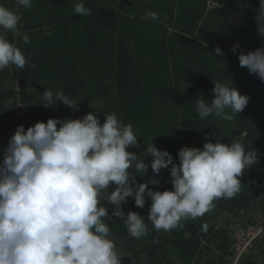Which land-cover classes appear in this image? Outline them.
<instances>
[{"label":"crops","instance_id":"1","mask_svg":"<svg viewBox=\"0 0 264 264\" xmlns=\"http://www.w3.org/2000/svg\"><path fill=\"white\" fill-rule=\"evenodd\" d=\"M218 1L222 7L215 9L207 0H84L91 13L83 16L73 11L77 0H32L30 8L0 0L20 16L18 34L7 36L28 59L22 70L11 65L0 71V158L18 125L27 129L50 117L82 118L94 110L101 123L105 113L115 112L133 125L141 147L128 150L137 155L153 143L178 163L182 146L202 148L206 140L229 143L244 135L246 148L257 153L256 163L239 177L237 195L216 200L211 210L170 231L152 226L147 197L143 208L132 197L122 204L125 214L139 213L148 226L139 239L129 236L123 221L111 216L113 206L102 201L122 264H234L237 232L264 220V82L238 63L240 51L264 47L254 19L259 0ZM217 46L224 56L214 52ZM221 80L249 97L246 107L232 121L201 119L196 99L210 102L214 81ZM45 88L64 91L79 101L78 108L59 101L43 107ZM16 94L26 105L21 119L14 117ZM144 158L149 166L138 183L153 176L152 157ZM169 169H161L154 177L160 183L149 187L171 190ZM235 264H264V237Z\"/></svg>","mask_w":264,"mask_h":264},{"label":"clouds","instance_id":"2","mask_svg":"<svg viewBox=\"0 0 264 264\" xmlns=\"http://www.w3.org/2000/svg\"><path fill=\"white\" fill-rule=\"evenodd\" d=\"M16 4L30 8L32 0H16ZM212 7L222 5L212 0ZM73 11L83 16L91 13L84 0H77ZM254 19L257 34L264 38V0H259ZM19 21L17 11L0 4V71L11 65L22 70L28 63L7 36L18 34ZM23 40L30 42L27 35ZM238 47L235 44L231 50L236 53ZM214 52L225 55L219 46ZM238 63L264 82V47L240 51ZM211 91L210 102L196 99L201 119L215 116L232 121L249 100L225 80L214 81ZM41 100L43 107H54L59 101L71 110L79 103L51 88H45ZM98 112L82 118L50 117L27 129L16 127L0 158V264H122L102 201L113 206L111 216L123 221L129 236L139 239L147 234L148 226L139 213L123 211L122 204L129 197L139 208L149 198L148 220L156 230L170 231L182 220L211 210L216 200L237 195L239 177L257 161L256 151L243 142L245 135L229 143L206 140L202 148L182 146L178 163L153 143L137 155L128 150L141 147L133 125L122 123L115 112L105 113L101 123L94 114ZM146 155L152 157L153 176L138 183L136 177L147 173ZM161 169H169L171 190L149 187L160 183L154 177ZM110 185L115 187L108 191Z\"/></svg>","mask_w":264,"mask_h":264},{"label":"built area","instance_id":"3","mask_svg":"<svg viewBox=\"0 0 264 264\" xmlns=\"http://www.w3.org/2000/svg\"><path fill=\"white\" fill-rule=\"evenodd\" d=\"M207 5L212 6V0H207ZM218 3H220L218 1ZM221 4V3H220ZM26 105L20 99L19 95H15L14 117L21 119L25 115ZM264 237V220L258 224L251 225L245 229L239 230L235 236V242L232 246V261L235 264L239 257L250 250L254 243Z\"/></svg>","mask_w":264,"mask_h":264},{"label":"water","instance_id":"4","mask_svg":"<svg viewBox=\"0 0 264 264\" xmlns=\"http://www.w3.org/2000/svg\"><path fill=\"white\" fill-rule=\"evenodd\" d=\"M221 1V0H220Z\"/></svg>","mask_w":264,"mask_h":264}]
</instances>
